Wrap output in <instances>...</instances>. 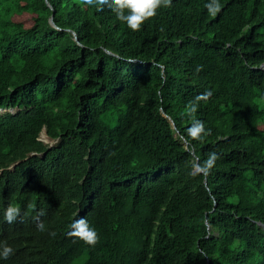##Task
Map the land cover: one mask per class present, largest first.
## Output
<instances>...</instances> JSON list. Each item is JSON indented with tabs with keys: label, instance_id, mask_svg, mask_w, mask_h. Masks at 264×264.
Listing matches in <instances>:
<instances>
[{
	"label": "trees",
	"instance_id": "1",
	"mask_svg": "<svg viewBox=\"0 0 264 264\" xmlns=\"http://www.w3.org/2000/svg\"><path fill=\"white\" fill-rule=\"evenodd\" d=\"M210 3L133 32L79 0H0V264H264V0Z\"/></svg>",
	"mask_w": 264,
	"mask_h": 264
},
{
	"label": "clouds",
	"instance_id": "2",
	"mask_svg": "<svg viewBox=\"0 0 264 264\" xmlns=\"http://www.w3.org/2000/svg\"><path fill=\"white\" fill-rule=\"evenodd\" d=\"M79 3L82 7L84 6H97L98 10H103L104 7L110 9L116 16V18L127 25V27L133 31H139L142 25L151 18H154L157 15V12L160 8H167L171 6L172 0H79ZM206 7L209 9V13L212 16H215L221 9L222 5L219 3V0H211L210 4H207ZM264 67V64L262 65ZM211 93H206L203 97H198L195 102H190L189 109L190 115L194 114L197 111V103L200 99H204ZM10 110L12 112L15 109H4L0 108V112ZM44 135L47 132L43 129ZM42 130V131H43ZM41 131V134L43 133ZM210 132V130H209ZM190 135L195 139H201L203 135H207L208 132L205 131L204 124L200 120H194L192 127L189 129ZM40 134V137H41ZM48 136V135H47ZM39 137V140L54 145L57 139H52L53 142L49 143L48 140H43ZM35 154V153H34ZM218 159V156L215 152L209 154V158L204 162V170H209L214 166L215 161ZM20 161H16L9 168H14ZM2 170H0V173ZM19 208L9 205L5 211V219L12 223L16 217L19 215ZM264 226V224H263ZM37 228L40 231H44V224L42 222L37 223ZM71 231L68 233L69 236L74 237L83 241L86 245L95 246L99 241V236L96 230L90 226L88 221L85 218H80L79 220L74 221L70 225ZM55 235V233H52ZM13 252V249L7 245H0V258L7 259Z\"/></svg>",
	"mask_w": 264,
	"mask_h": 264
},
{
	"label": "rangeland",
	"instance_id": "3",
	"mask_svg": "<svg viewBox=\"0 0 264 264\" xmlns=\"http://www.w3.org/2000/svg\"><path fill=\"white\" fill-rule=\"evenodd\" d=\"M32 15L33 14H29V13H24L23 15H16L15 14V16H14V20H21L25 25H31V23L33 22V20H32ZM261 128H263L262 126H261ZM43 133L41 134V137L40 138H42L43 140H48V136L46 135V133H45V135H46V137L44 136V130L42 131ZM49 141V143H51V142H53V140H48Z\"/></svg>",
	"mask_w": 264,
	"mask_h": 264
},
{
	"label": "water",
	"instance_id": "4",
	"mask_svg": "<svg viewBox=\"0 0 264 264\" xmlns=\"http://www.w3.org/2000/svg\"><path fill=\"white\" fill-rule=\"evenodd\" d=\"M50 22H51L54 26H56L55 23H54V21H53V17H52V16H51V18H50ZM75 35H76V34H75ZM76 38H77V36H76ZM169 119H170L171 123L173 124V127L176 128V125H175L173 119H172V118H169ZM196 169H197V170H200V171L202 170V169L199 167V165L196 166Z\"/></svg>",
	"mask_w": 264,
	"mask_h": 264
},
{
	"label": "bare ground",
	"instance_id": "5",
	"mask_svg": "<svg viewBox=\"0 0 264 264\" xmlns=\"http://www.w3.org/2000/svg\"><path fill=\"white\" fill-rule=\"evenodd\" d=\"M44 136L46 137V135H44ZM48 140H50V138H48ZM228 155H229V154H228ZM228 155H227V156H228ZM217 164H218V163H217ZM216 175H220V174H216ZM216 190H217V189H216ZM260 247H262V246H260Z\"/></svg>",
	"mask_w": 264,
	"mask_h": 264
}]
</instances>
